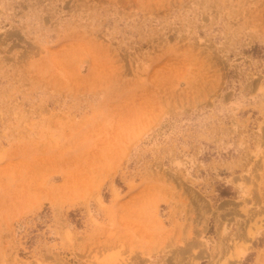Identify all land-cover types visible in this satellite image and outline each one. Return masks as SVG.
Instances as JSON below:
<instances>
[{
	"label": "rangeland",
	"instance_id": "374dc122",
	"mask_svg": "<svg viewBox=\"0 0 264 264\" xmlns=\"http://www.w3.org/2000/svg\"><path fill=\"white\" fill-rule=\"evenodd\" d=\"M0 264H264V0H0Z\"/></svg>",
	"mask_w": 264,
	"mask_h": 264
}]
</instances>
